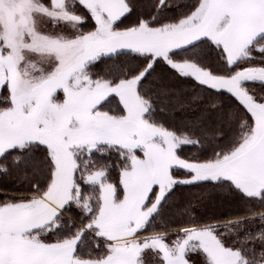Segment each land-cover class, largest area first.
Here are the masks:
<instances>
[{
    "label": "snow or ice",
    "instance_id": "6c2138e0",
    "mask_svg": "<svg viewBox=\"0 0 264 264\" xmlns=\"http://www.w3.org/2000/svg\"><path fill=\"white\" fill-rule=\"evenodd\" d=\"M135 8L0 0V174L29 184L0 191V264H148L149 254L192 264L197 253L204 264H264V95L246 87L264 85V0H154L124 24ZM201 46L218 49L224 67L206 63ZM105 59L108 70L95 72ZM225 93L236 101L228 110ZM176 109L199 114L178 129L158 118ZM206 142V158L181 155ZM206 184L242 210L196 223L191 197L202 193L192 190ZM178 189L188 190L189 226L169 229ZM88 237L96 252L83 251Z\"/></svg>",
    "mask_w": 264,
    "mask_h": 264
},
{
    "label": "trees",
    "instance_id": "16d2710c",
    "mask_svg": "<svg viewBox=\"0 0 264 264\" xmlns=\"http://www.w3.org/2000/svg\"><path fill=\"white\" fill-rule=\"evenodd\" d=\"M6 178V183H3V180ZM10 184V188L11 190H14L15 193H19V192H23L25 191L29 184L27 181H21L17 178V176L15 174H12L11 176H4L2 174H0V188H4ZM0 199H3L2 196H0Z\"/></svg>",
    "mask_w": 264,
    "mask_h": 264
},
{
    "label": "rangeland",
    "instance_id": "374dc122",
    "mask_svg": "<svg viewBox=\"0 0 264 264\" xmlns=\"http://www.w3.org/2000/svg\"><path fill=\"white\" fill-rule=\"evenodd\" d=\"M11 176V175H10ZM6 178L3 180V183L4 184H7L6 183ZM34 182V181H33ZM29 187V186H28ZM10 188V184H8L6 187H5V189L4 188H0V191H7V192H9V193H15V191L14 190H11V189H9Z\"/></svg>",
    "mask_w": 264,
    "mask_h": 264
}]
</instances>
